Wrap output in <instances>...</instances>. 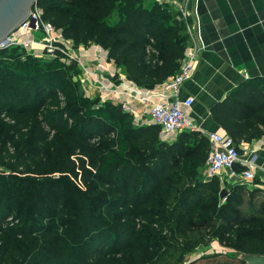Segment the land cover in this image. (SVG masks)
Returning a JSON list of instances; mask_svg holds the SVG:
<instances>
[{"label": "trees", "instance_id": "16d2710c", "mask_svg": "<svg viewBox=\"0 0 264 264\" xmlns=\"http://www.w3.org/2000/svg\"><path fill=\"white\" fill-rule=\"evenodd\" d=\"M146 1L37 5L74 48L99 45L130 81L154 89L178 73L189 37L170 4ZM50 59L0 49V264H100L111 254L108 242L123 238L156 250L153 264H182L216 241L264 255L260 189L249 205L247 185L203 179L208 137L183 131L165 141L159 125L136 124L116 101L99 105L80 93L42 113L40 96L60 100L80 85L72 80L81 74L77 61L60 51ZM212 114L237 145L264 139V77L244 81ZM57 116L66 117L63 127L53 124Z\"/></svg>", "mask_w": 264, "mask_h": 264}, {"label": "crops", "instance_id": "0c3cea01", "mask_svg": "<svg viewBox=\"0 0 264 264\" xmlns=\"http://www.w3.org/2000/svg\"><path fill=\"white\" fill-rule=\"evenodd\" d=\"M179 2L189 10L188 23L196 28L197 40L204 47L197 59L195 74L183 84L180 97L195 98L193 107L186 111L200 130L225 134L226 131L214 120L212 108L226 99L247 79L264 77V0H179ZM175 9L179 11L177 6ZM73 54L80 57L85 67V69L80 67L83 85L87 96L92 99L100 98L101 93L94 77L87 74V68L91 70L97 68L106 78L110 72L109 68H116L124 73L114 62L109 61L108 53L99 45L81 46L74 49ZM164 89L165 85L162 84L153 90L160 94ZM103 99L104 102L112 101L105 95ZM142 107L139 104L138 109L141 110ZM238 145L242 156L249 157L254 162L251 169L256 172L261 184L255 183L257 179L253 183L236 181L234 178L228 181L225 173L222 181L229 189L234 184L241 183L264 190V139L253 140L251 143L242 142ZM236 168L240 171L246 167L237 164ZM206 179L211 178L206 176Z\"/></svg>", "mask_w": 264, "mask_h": 264}, {"label": "built area", "instance_id": "2783aa9c", "mask_svg": "<svg viewBox=\"0 0 264 264\" xmlns=\"http://www.w3.org/2000/svg\"><path fill=\"white\" fill-rule=\"evenodd\" d=\"M154 1L177 6L179 9L177 20L184 21L187 25L189 42L178 73L163 84L165 85L164 92L157 94L153 89H145L130 81L116 68L109 72L111 79L104 77L97 68L95 70L87 68V74L93 76L95 83H98L101 93L100 103H105L103 99L105 95L106 98H111L121 104L125 111L133 114L136 124L159 125L162 138L168 142L174 139L173 136L183 131L202 133L211 142L205 167L207 178L214 176L222 178L225 173L228 181L234 178L236 181L253 183L257 179L256 172L251 169L254 162L251 158L242 156L235 139L226 134L200 130L186 111L193 107L195 98L180 97L181 88L186 81L193 78L197 59L204 49L197 40L196 28L188 23L189 10L179 4V0ZM13 46L22 47L27 54L32 56H42L45 53L55 58L57 51H60L68 55L65 61L70 63L71 60H75L79 67L85 69L80 57L73 54L76 49L73 47V41L66 39L53 23L43 19L37 4L28 19L9 37L6 44L0 45V49ZM139 104L143 106L141 110L138 109ZM237 164H243L246 168L239 171L236 168Z\"/></svg>", "mask_w": 264, "mask_h": 264}, {"label": "rangeland", "instance_id": "374dc122", "mask_svg": "<svg viewBox=\"0 0 264 264\" xmlns=\"http://www.w3.org/2000/svg\"><path fill=\"white\" fill-rule=\"evenodd\" d=\"M147 4L149 3H154V0H147ZM166 3V2H165ZM165 3H161L162 5H165ZM172 13L178 14L177 10L175 7L170 6ZM69 44V42H66ZM93 45V44H92ZM90 45V46H92ZM40 57L41 59L47 60L48 58L50 59V55L48 54H43L42 56H37ZM23 58H26L24 55ZM51 60V59H50ZM99 64V63H98ZM97 64V65H98ZM113 68H109L110 71H112ZM72 80L74 82L80 83L79 86H69L68 88V94L60 93V100L58 97H55L54 94L50 95L47 94L46 96H40L41 101L43 102L44 106L40 109L42 113L47 111L48 109L54 110L57 107L55 104L59 103L60 107H64L68 101L70 100V103H73L75 101L76 94H83L87 95L86 88L84 87V79L82 78V74L76 76H72ZM19 82V81H18ZM46 98V99H45ZM40 101V100H39ZM59 101V102H58ZM25 103V102H24ZM101 105V103L99 104ZM66 118V117H65ZM64 117H55L54 119V125H58L57 127H63L64 125H61V123L64 122ZM41 119V118H40ZM46 124V123H45ZM48 125L46 124L45 127ZM48 130V129H47ZM201 177L203 179H206V173L203 171ZM228 189V187H226ZM255 188L254 186L250 187L247 186L246 190V199L249 205L254 202V198L252 195H249L252 191H254ZM259 208L262 206L264 207V190H259ZM224 201L225 198H222ZM54 208V206H53ZM54 210V209H53ZM261 213L264 214V210L260 211ZM48 213V212H47ZM47 215H51V213H48ZM205 215V214H204ZM201 218V221L204 220V216ZM66 217L64 216H59L58 220L63 219ZM210 217V216H209ZM263 217V215H262ZM206 218V217H205ZM200 221V219L198 220ZM256 226V225H253ZM140 226L137 225V228L139 229ZM254 228H259V227H254ZM249 230V229H248ZM60 231H62L60 229ZM60 233V232H59ZM124 234V233H123ZM102 239H107V235L103 234ZM133 239L130 241L127 238H123L122 240L120 239L119 241H112L108 242L109 245V253H111L109 256H107V260L104 261V263L100 264H153V262L158 260V255L159 253H155L156 250H153L152 253H149L147 249L144 248L142 245H138L137 241L135 246L129 245L133 243ZM116 252V253H114ZM241 254L238 253L235 249L225 247L221 244H219L218 241L214 242L211 246L203 247V248H198L188 254H186L185 260L182 264H247L241 259ZM101 257V256H100ZM174 261V256H171L169 260ZM63 264H71V263H63Z\"/></svg>", "mask_w": 264, "mask_h": 264}, {"label": "water", "instance_id": "95a60500", "mask_svg": "<svg viewBox=\"0 0 264 264\" xmlns=\"http://www.w3.org/2000/svg\"><path fill=\"white\" fill-rule=\"evenodd\" d=\"M37 0H0V45L6 44L9 37L15 33L24 21L28 19ZM111 79V76H107ZM229 193L223 189L221 197ZM241 259L247 264H264V255L242 253Z\"/></svg>", "mask_w": 264, "mask_h": 264}]
</instances>
